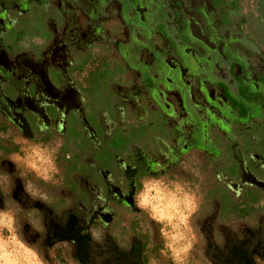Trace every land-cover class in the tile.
<instances>
[{
  "label": "flooded vegetation",
  "instance_id": "flooded-vegetation-1",
  "mask_svg": "<svg viewBox=\"0 0 264 264\" xmlns=\"http://www.w3.org/2000/svg\"><path fill=\"white\" fill-rule=\"evenodd\" d=\"M180 1L176 19L166 12L174 29L153 22L141 33L130 24L149 8L118 0H0V127L30 138L35 124L41 138L63 140L85 118L94 136L92 117L109 134L114 119L106 107L96 112L99 100L116 99L139 119L162 109L173 128L182 123L165 141L147 140L153 123L138 135L155 176L178 167L189 150H200L203 161L220 137H232V121L264 126V59L256 56L264 54V20L241 12L237 0Z\"/></svg>",
  "mask_w": 264,
  "mask_h": 264
},
{
  "label": "trees",
  "instance_id": "trees-1",
  "mask_svg": "<svg viewBox=\"0 0 264 264\" xmlns=\"http://www.w3.org/2000/svg\"><path fill=\"white\" fill-rule=\"evenodd\" d=\"M96 107V112L106 107L107 116L114 119L109 134H103L96 117H92L94 120L90 118L91 123L96 125L92 128L95 129L94 136L84 127V124H88L86 118L85 122L76 121L78 131L71 135L67 132L63 136L62 150L69 155L61 182L63 190L55 196L57 212L64 209L61 207L65 203L68 205V211L64 215L68 214L66 221L62 225H53V220L49 219L54 215L52 209L45 208L41 211L47 218L49 225H46L52 235L59 233L62 227L64 230L69 224L74 232L89 236L86 234L87 225L106 223L111 233L110 238L118 248L121 251L131 248L132 264H148L144 253L148 250L157 255L158 232L157 229L154 231L153 224L149 226L146 217L136 208L134 194L138 187V177L148 175L149 166L144 162L152 153L146 151L145 146L139 142L138 135H143L153 123L156 132L146 133L147 140L165 141L178 129L182 120L172 123L178 124L173 128L170 116L162 109L155 112L147 109V116L139 119L132 109L116 99L107 103L99 100ZM118 112L122 117L115 120L114 115ZM31 127V139L44 140L52 136L50 133L41 138L35 124H31ZM257 128L251 126L252 130L244 129L242 120L232 121V137H220L223 144L219 145V149H211L203 157L201 167L205 174V185L200 215L210 208L212 212L199 220L198 224L203 222L208 225L213 242L214 230L218 228L223 238L225 231H228V235L239 243L244 236L246 217L253 220L264 217V208L255 206L264 200V156L255 148V143L264 138L260 134L264 132V126ZM15 149L10 140L0 141V150L3 152ZM8 171H13V166ZM51 189L54 188L49 187L48 190ZM19 194L21 195L14 198L25 203L22 192ZM217 216L227 223L245 222H241L239 231L234 232L227 225H217ZM114 229L117 234L113 233ZM72 233L64 234L65 240L75 242ZM219 246L217 250L221 251ZM84 256L87 257L86 254ZM84 260L85 264H92V258Z\"/></svg>",
  "mask_w": 264,
  "mask_h": 264
},
{
  "label": "clouds",
  "instance_id": "clouds-1",
  "mask_svg": "<svg viewBox=\"0 0 264 264\" xmlns=\"http://www.w3.org/2000/svg\"><path fill=\"white\" fill-rule=\"evenodd\" d=\"M22 50L33 51L30 44H25ZM40 50L42 52L43 48ZM4 140H10L16 150L0 153V163L9 161L13 165L11 172L6 167H0V264H48L43 247L48 234L44 213L36 207H24L14 198L13 192L19 179L24 193L22 198L39 201L51 208L57 217L63 216L67 209L57 212L53 206V194L48 190L49 187L56 189L57 193L63 190L57 163L63 141L56 139L50 144L21 142L7 134H0V141ZM181 167L192 180L179 175H143L137 180L135 206L146 217L149 226H157L160 241L159 258L155 255L150 257L149 264H161L160 258L167 264H199L194 253L199 248L200 255H204L207 242L197 221L211 214L212 208L200 215L203 193L199 181H202V175L197 167L187 162ZM255 206L264 208V200ZM241 222L245 221L227 223L219 220L218 216L216 220L217 225H227L234 232L239 231ZM86 234L90 236L91 246L96 247L104 245L111 233L109 226L101 223L87 225ZM31 236H36V239H30ZM213 238L222 246L223 237L218 228L214 230ZM253 259L255 264H264V259L258 255H254ZM208 264L211 262L208 261Z\"/></svg>",
  "mask_w": 264,
  "mask_h": 264
},
{
  "label": "rangeland",
  "instance_id": "rangeland-1",
  "mask_svg": "<svg viewBox=\"0 0 264 264\" xmlns=\"http://www.w3.org/2000/svg\"><path fill=\"white\" fill-rule=\"evenodd\" d=\"M118 1L121 4L127 6L128 9H130V6L133 5H135L136 7L139 6L140 8H144V7L149 8V10H144V12L143 10L140 11V13L142 14L141 18L133 21L130 24V25L133 24L134 25L133 28L141 33H143L144 31L146 32L148 24L153 22H157V23L160 22L161 24H165L164 21L166 22L169 21L172 26V29H174L173 28L175 27L174 25L177 24V21L175 22L176 19L175 17H177L176 6H178L181 3L180 0H118ZM207 1H208V5H214L213 0H205V2ZM237 3L241 9V12L249 15L250 18L252 19L261 18L264 20V0H237ZM166 12H171V15L175 19H173L172 16L171 18H169ZM162 14H163V18H162ZM144 20H147V23H145ZM238 28L239 31L242 32V34L244 35L247 34L245 24L240 23L238 25ZM256 56L258 59H264V54H257ZM96 59L98 58L96 57ZM86 71H87V67L80 70V73L78 74L79 78L84 76ZM208 95L211 99L212 93L211 94L208 93ZM0 134H7L9 137H14L21 142L29 141V142H39L44 144H50L53 143L56 139H61L57 135H53L50 138L47 137L44 140L30 139L26 137L23 133H21L17 128L11 125H7L4 128L0 127ZM255 148L260 154L264 156V138L255 143ZM11 152H6V153H11ZM0 153H5V152L0 150ZM65 154L66 153L61 148L59 150L58 158H57V163L60 168V174H61L59 179L61 180V182L63 181V172H64L65 164L68 162V156L66 157ZM201 161L202 158H201L200 150H189L181 158L178 167H175L174 169L166 172L165 174H156L155 176L175 177L179 175L188 180H192L193 178L189 176L188 173L183 171L181 167L182 164L187 162L199 169L202 175V181H199V185H200V191L203 193V187L205 185L204 184L205 174L201 167ZM11 166L13 165L9 161H3V163H0V167H6L7 170L11 169ZM49 191L50 193L53 194V206L57 208L56 206L58 205L55 196L57 190L51 189ZM19 192H22L24 196L22 183L19 179H17L16 188L13 193H15V195L18 197L19 195H21L19 194ZM24 202L25 203L20 202L24 207L32 206L38 209L40 208V210L45 208H46L45 210L50 209L49 207L40 203L39 201L31 202L25 198ZM61 208L64 209L66 208L67 209L66 212H67L68 211L67 203H65ZM66 212H64L63 216L61 217H57L53 213L54 215L48 218L51 221L53 220V224L55 223L57 225H62L68 217V214L64 216ZM44 218H45V223L47 224V218L46 217ZM246 220L247 223L243 225L244 236L243 239L240 240L241 242L238 243L234 241V238L228 235V231H225L223 244L222 246L221 245L219 246L221 247L220 248L221 251L217 250L218 244L215 241L213 242V240H211L209 229L207 228L208 225L203 222L200 223V230L204 234L207 243L204 248L203 256L200 255L199 248L194 253L195 260L199 261V264H208V261H210L211 264H255V261L253 259L254 255H258L262 259H264V217H261L258 220H253V219H249V217H246ZM152 226H154L155 229L154 231H156L157 226L154 224ZM62 230L63 227L59 233H53L52 235V233L48 229V234L43 242V247L47 253L48 264H85L86 261L84 259L88 257L92 258V264H132L131 261H129V257L131 255V248L126 251H121L118 248V246L115 244V241L110 238L111 235L106 237L104 245L101 246L97 245L96 247H92L90 236H86L81 233L74 232L73 228L69 224L63 230V232H61ZM27 231L28 228L27 226H25V232L27 233ZM151 231L153 232V229H150V232ZM69 232L70 233L73 232L72 236L75 237V242L65 240L66 236L64 234L68 233L69 235ZM113 233L117 234V231L114 229ZM156 238L158 240V244L160 247L158 234H156ZM30 239L35 240L36 236H31ZM85 254L87 257L84 256ZM154 255L155 253H152L148 250L145 251L144 258L148 264L150 257ZM155 256L158 257V252L157 255ZM160 259L162 264L166 262L162 258Z\"/></svg>",
  "mask_w": 264,
  "mask_h": 264
}]
</instances>
